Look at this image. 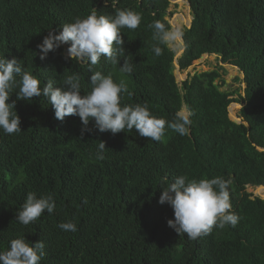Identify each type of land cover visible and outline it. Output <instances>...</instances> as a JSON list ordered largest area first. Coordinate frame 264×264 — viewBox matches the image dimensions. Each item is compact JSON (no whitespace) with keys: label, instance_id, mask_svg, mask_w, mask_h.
I'll return each mask as SVG.
<instances>
[{"label":"trees","instance_id":"1","mask_svg":"<svg viewBox=\"0 0 264 264\" xmlns=\"http://www.w3.org/2000/svg\"><path fill=\"white\" fill-rule=\"evenodd\" d=\"M187 1L194 21L182 30L181 70L205 54L217 55L245 74L244 93L223 89V66L189 75L181 87L175 52L161 46V56L153 53L148 25L160 20L172 26L167 19L171 0H118L115 7L111 0H0V59L20 60L41 87L49 80L63 87L68 75L78 73L85 95L92 72L111 73L131 93L121 94L122 106L147 104L152 115L166 121L186 106L192 121L188 135L166 127L159 142L134 129L81 136L80 118L57 120L45 97L18 99L16 77L8 103H15L22 131L6 135L0 130V251L24 237L31 244L45 242L40 264H264V199L249 192L264 186V151L259 149L264 148V0ZM93 9L98 15L129 9L141 15L136 30L121 29L131 74L103 57L89 71V65L65 58L70 44L40 60L37 46L50 31L58 34ZM233 103L242 106L240 118L250 128L231 119ZM99 142L107 148L103 160L95 156ZM178 175L230 180L237 225L213 228L196 240L179 236L167 223L174 219L173 209L159 203L162 188ZM29 192L52 195L56 208L24 226L16 222V213ZM68 221L77 231L58 227Z\"/></svg>","mask_w":264,"mask_h":264},{"label":"clouds","instance_id":"2","mask_svg":"<svg viewBox=\"0 0 264 264\" xmlns=\"http://www.w3.org/2000/svg\"><path fill=\"white\" fill-rule=\"evenodd\" d=\"M115 7L118 0H111ZM141 15L133 10H117L115 16L98 15L95 9L86 18H76L58 31L53 30L38 45L39 58L45 60L49 52L70 44L66 59L81 65L96 66L103 57L119 71L125 74L133 72V65L126 58L125 41L121 29L136 30L141 23ZM153 31L155 41L152 51L159 57L163 54L161 46L183 43V33L165 22L155 20L148 25ZM123 59V66H120ZM91 91L81 95V78L78 73L68 75L63 87H54L49 80L43 87L41 81L32 73L23 70L20 60L16 58L0 59V130L6 135L21 132V119L15 111V103H8L10 91L19 77L18 99L32 101L45 97L54 109L55 118L64 121L66 117L77 116L84 133L98 130L100 133L131 132L133 129L140 137L150 141H161L166 127L180 136L190 132L191 113L180 108L172 120L166 121L150 113L147 104L121 105V94L131 93L124 80L114 82L112 74L104 75L100 71L92 72ZM94 122V128L89 124ZM104 142H99L95 156L105 159ZM231 181L217 176L211 179H189L186 175L176 176L166 187L162 188L159 203L169 205L174 212V219L168 220V226L179 236L196 240L210 234L213 228L235 227L239 216L231 211L229 185ZM56 208L52 195L37 197L29 192L21 209L16 213V222L27 226L34 223L45 213L51 214ZM58 227L65 232L77 231L74 222L61 223ZM45 253V242L35 244L27 242L24 237L13 239L7 251H0V264H40Z\"/></svg>","mask_w":264,"mask_h":264},{"label":"rangeland","instance_id":"3","mask_svg":"<svg viewBox=\"0 0 264 264\" xmlns=\"http://www.w3.org/2000/svg\"><path fill=\"white\" fill-rule=\"evenodd\" d=\"M172 5L169 9V13L167 14V19L171 21L173 24L172 26L175 28H178L181 32L186 27H190L194 14L193 10L190 7L187 0H171ZM185 43L182 44H173L170 46V48L178 54V58L181 56L183 50H184ZM181 52V53H179ZM176 57V58H177ZM177 58V60H178ZM200 60L196 61L187 71H182L178 67H176L175 73L178 79L179 84L181 87L183 86V82L185 81V77H189V75H193V73L196 72H206V71H212L216 69H220L221 66H223L227 73L225 75L227 85L223 89L232 90V91H240L241 93H244V90L246 88V84L243 82L245 76L241 73V71L229 64L223 65L221 62V59L217 56H211L209 58H206L204 62L200 64ZM239 94H235L234 98H238ZM242 106L238 103H233L230 107L231 114L240 118V110ZM186 111L187 108L185 106L184 108ZM264 190H258V188H250L249 192L253 193L255 196L260 195L261 197L264 196Z\"/></svg>","mask_w":264,"mask_h":264},{"label":"water","instance_id":"4","mask_svg":"<svg viewBox=\"0 0 264 264\" xmlns=\"http://www.w3.org/2000/svg\"><path fill=\"white\" fill-rule=\"evenodd\" d=\"M188 3H189V5H190V7L192 8L191 2L188 1ZM193 21H194V19H193ZM171 24H172V23H171ZM192 24H193V22H192ZM192 24H191V26H192ZM172 25H173V24H172ZM191 26H190L189 28H191ZM183 42H184V39H183ZM184 43H185V42H184ZM185 50H186V46L184 45V50H183L181 56L185 53ZM181 56H180V57H181ZM205 56H211V55H209V54H205V55H203L199 60L203 59ZM212 56H217V55H212ZM180 57H179V58H180ZM217 57H218V56H217ZM177 58H178V57H177ZM177 58H176V60H175V67H178V68L181 70ZM179 58H178V59H179ZM199 60H198V61H199ZM222 64H223V63H222ZM223 65H224V64H223ZM231 66H232V65H231ZM233 67H235V66H233ZM235 68H237V67H235ZM237 69H239V68H237ZM197 73H203V72H196V71H195V72L193 73V75H195V74H197ZM188 78H189L188 76L185 77V81H186ZM230 110H231V109H230ZM230 117H231V119L234 120L235 122L240 123V124H244V125H246L247 127L250 128L249 123H248L244 118H239V117H236V116L232 115V114H231V111H230ZM259 149H260L261 151H264V148H259ZM260 187H264V186H260ZM257 188H259V187H257ZM257 197L262 198L260 195H257ZM262 199H264V198H262Z\"/></svg>","mask_w":264,"mask_h":264},{"label":"bare ground","instance_id":"5","mask_svg":"<svg viewBox=\"0 0 264 264\" xmlns=\"http://www.w3.org/2000/svg\"><path fill=\"white\" fill-rule=\"evenodd\" d=\"M193 19H194V18H193ZM179 53H181V52H179ZM175 56L177 57V56H178V54H176V53H175ZM209 57H211V56H207V57H205V58H204V59L201 61V63H202V62H204V61H205V59H206V58H209ZM201 63H200V64H201ZM242 74H243V76H245V74H244V73H242ZM263 188H264V187H259V188H258V190H262ZM262 198H264V196H262Z\"/></svg>","mask_w":264,"mask_h":264}]
</instances>
